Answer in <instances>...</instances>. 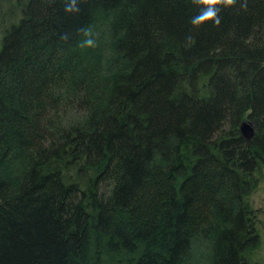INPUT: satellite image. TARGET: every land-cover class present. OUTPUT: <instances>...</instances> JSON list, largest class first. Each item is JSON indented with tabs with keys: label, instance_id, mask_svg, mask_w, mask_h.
<instances>
[{
	"label": "trees",
	"instance_id": "trees-1",
	"mask_svg": "<svg viewBox=\"0 0 264 264\" xmlns=\"http://www.w3.org/2000/svg\"><path fill=\"white\" fill-rule=\"evenodd\" d=\"M65 3L0 0V264H261L264 0Z\"/></svg>",
	"mask_w": 264,
	"mask_h": 264
},
{
	"label": "rangeland",
	"instance_id": "rangeland-1",
	"mask_svg": "<svg viewBox=\"0 0 264 264\" xmlns=\"http://www.w3.org/2000/svg\"><path fill=\"white\" fill-rule=\"evenodd\" d=\"M99 38L102 43L104 41L106 42V36H101ZM110 48L111 46L108 47L106 51L104 48L102 50V59L104 63L112 57V48L111 51ZM250 202L259 220L257 225L261 236L260 247L256 249L252 260L264 264V170H262V179L258 183V187L254 188L250 194ZM210 248V243L199 242L196 239L193 244L191 256L189 257L190 264H210Z\"/></svg>",
	"mask_w": 264,
	"mask_h": 264
},
{
	"label": "clouds",
	"instance_id": "clouds-1",
	"mask_svg": "<svg viewBox=\"0 0 264 264\" xmlns=\"http://www.w3.org/2000/svg\"><path fill=\"white\" fill-rule=\"evenodd\" d=\"M191 3L200 9V11L191 18L190 23L193 27H199L205 23L212 22L213 26H219L221 23L220 11L222 8H228L236 3V0H191ZM241 9L247 8V0H242ZM64 11L66 13L79 12L77 0H66ZM86 37L81 41L80 46L94 47L95 41L91 38V33L87 30H81Z\"/></svg>",
	"mask_w": 264,
	"mask_h": 264
},
{
	"label": "water",
	"instance_id": "water-1",
	"mask_svg": "<svg viewBox=\"0 0 264 264\" xmlns=\"http://www.w3.org/2000/svg\"><path fill=\"white\" fill-rule=\"evenodd\" d=\"M242 133L244 134V138L251 140L255 136V129L251 122H242Z\"/></svg>",
	"mask_w": 264,
	"mask_h": 264
},
{
	"label": "bare ground",
	"instance_id": "bare-ground-1",
	"mask_svg": "<svg viewBox=\"0 0 264 264\" xmlns=\"http://www.w3.org/2000/svg\"><path fill=\"white\" fill-rule=\"evenodd\" d=\"M239 130H240L241 135L243 136L244 134L242 133V126H241V124H240ZM243 137H244V136H243ZM260 177H261V176L259 175V176H258V179H259ZM260 181H261V178H260ZM260 181H259V182H260ZM259 182H258V183H259ZM197 241H199V242H204V243H209L208 238L205 237L204 235H202V237H199V238L197 239Z\"/></svg>",
	"mask_w": 264,
	"mask_h": 264
}]
</instances>
